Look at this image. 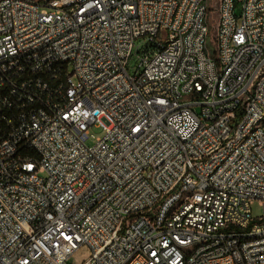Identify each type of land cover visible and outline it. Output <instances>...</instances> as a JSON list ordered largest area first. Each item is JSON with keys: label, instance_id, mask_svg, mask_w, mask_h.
Listing matches in <instances>:
<instances>
[{"label": "built area", "instance_id": "1", "mask_svg": "<svg viewBox=\"0 0 264 264\" xmlns=\"http://www.w3.org/2000/svg\"><path fill=\"white\" fill-rule=\"evenodd\" d=\"M209 1L0 0V264H264V0Z\"/></svg>", "mask_w": 264, "mask_h": 264}, {"label": "bare ground", "instance_id": "2", "mask_svg": "<svg viewBox=\"0 0 264 264\" xmlns=\"http://www.w3.org/2000/svg\"><path fill=\"white\" fill-rule=\"evenodd\" d=\"M68 7H78V0H68ZM264 129V116L256 117L249 123L245 134H241V142H248V139L255 138L256 135L261 134ZM166 209H173V201H166ZM264 229V222H263ZM206 245V238H198L196 241L190 243V250H198L204 248Z\"/></svg>", "mask_w": 264, "mask_h": 264}, {"label": "rangeland", "instance_id": "3", "mask_svg": "<svg viewBox=\"0 0 264 264\" xmlns=\"http://www.w3.org/2000/svg\"><path fill=\"white\" fill-rule=\"evenodd\" d=\"M208 4L209 6L214 5V1L210 0ZM209 22L211 25V29H210V34L208 36V41H209L210 46H212L214 43V39H215L216 24H217V13L215 11L209 13ZM161 36L163 39H165L167 37L166 31L162 32ZM133 63L134 61H132V64ZM91 132L94 134V137H99L103 135V131L100 128L93 127L91 128ZM94 141H95V138H92L88 143L93 144ZM251 210H252V215L254 217L260 216L262 214V207L257 201L251 204Z\"/></svg>", "mask_w": 264, "mask_h": 264}]
</instances>
